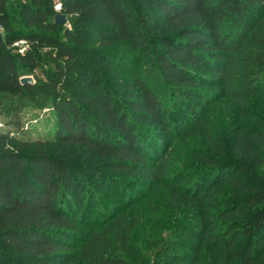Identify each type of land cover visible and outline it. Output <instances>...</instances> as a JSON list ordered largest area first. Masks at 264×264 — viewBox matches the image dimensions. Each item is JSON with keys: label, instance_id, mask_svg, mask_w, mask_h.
Returning <instances> with one entry per match:
<instances>
[{"label": "trees", "instance_id": "16d2710c", "mask_svg": "<svg viewBox=\"0 0 264 264\" xmlns=\"http://www.w3.org/2000/svg\"><path fill=\"white\" fill-rule=\"evenodd\" d=\"M59 2L0 0V264H264V0Z\"/></svg>", "mask_w": 264, "mask_h": 264}, {"label": "rangeland", "instance_id": "374dc122", "mask_svg": "<svg viewBox=\"0 0 264 264\" xmlns=\"http://www.w3.org/2000/svg\"><path fill=\"white\" fill-rule=\"evenodd\" d=\"M149 70V66L143 67V72L146 73ZM36 75V73L34 74ZM25 77V76H24ZM31 77V76H29ZM150 85L157 86L156 93L159 97L163 98V101L167 103V107L170 111V117L173 121L178 119L180 116L175 110L178 109L179 102L181 101L176 95H171L167 89H164L162 79L159 77L156 71L151 74ZM250 104L242 105L240 111H247L248 108L252 110L256 109L255 112L259 115L264 116V98L258 97L255 100L249 101ZM251 110V111H252ZM263 112V113H262ZM20 130L18 139L22 138L24 140H51L54 134L55 120L53 113L49 105L39 106L36 101L26 102L24 107L21 109L20 113ZM10 117H6L0 114V135L10 131L14 127L9 124ZM17 128H14L16 130ZM144 132H148L147 127H143ZM16 132V131H15ZM51 138V139H50ZM179 155V154H178ZM175 158V157H174ZM264 161V156H263ZM264 171V166L262 168ZM94 205L89 216V220L97 219L101 217V213L108 211L105 208L104 202ZM141 239L136 240V244H141Z\"/></svg>", "mask_w": 264, "mask_h": 264}, {"label": "built area", "instance_id": "2783aa9c", "mask_svg": "<svg viewBox=\"0 0 264 264\" xmlns=\"http://www.w3.org/2000/svg\"><path fill=\"white\" fill-rule=\"evenodd\" d=\"M53 1V8L56 12H60L61 11V4L59 2V0H52ZM3 28L0 25V33H2ZM13 48L15 50V52H17L19 55H23L25 53V51L28 49V44L25 41H18L16 43L13 44Z\"/></svg>", "mask_w": 264, "mask_h": 264}, {"label": "water", "instance_id": "95a60500", "mask_svg": "<svg viewBox=\"0 0 264 264\" xmlns=\"http://www.w3.org/2000/svg\"><path fill=\"white\" fill-rule=\"evenodd\" d=\"M65 22H66V19H65L64 16H56L55 19H54V23L56 25H59V26L62 25V24H64ZM20 83L22 85H27V84H30L31 85V84L34 83V81H33L32 77L25 76V77H22L20 79Z\"/></svg>", "mask_w": 264, "mask_h": 264}]
</instances>
